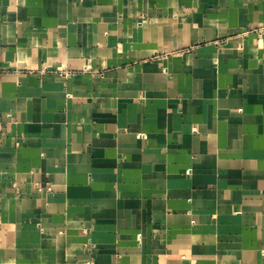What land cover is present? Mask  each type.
<instances>
[{"label": "crops", "instance_id": "0c3cea01", "mask_svg": "<svg viewBox=\"0 0 264 264\" xmlns=\"http://www.w3.org/2000/svg\"><path fill=\"white\" fill-rule=\"evenodd\" d=\"M0 264H264V0H0Z\"/></svg>", "mask_w": 264, "mask_h": 264}]
</instances>
